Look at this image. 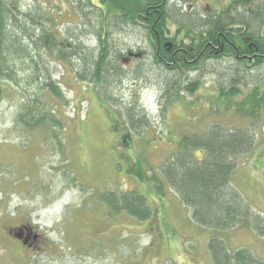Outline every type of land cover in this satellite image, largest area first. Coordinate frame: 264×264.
Masks as SVG:
<instances>
[{
  "label": "rangeland",
  "instance_id": "rangeland-1",
  "mask_svg": "<svg viewBox=\"0 0 264 264\" xmlns=\"http://www.w3.org/2000/svg\"><path fill=\"white\" fill-rule=\"evenodd\" d=\"M244 1L169 0L170 20H204L224 12L239 25L241 20H253L257 6L264 13V0ZM85 2L18 0L22 12L42 14L41 24L64 36L63 46L79 45L76 52L90 57L97 37L94 21L81 12L86 11L81 5ZM257 21L252 22L254 29ZM109 41L113 54L124 51L125 58L128 48L143 54L128 55L126 61L117 58L121 69L118 66L120 70L105 79L107 86L104 81L99 87L76 78L80 55L72 49L65 62L53 58L56 51L47 47L32 52L40 54L63 88L67 103H50L56 106L62 127L50 124L26 132L17 122L24 93L36 90L26 78L30 72H19V85L9 86L0 103V264H212L207 243L216 232L192 220L190 208L158 168L183 131H197L211 119L229 126L251 124L246 117L216 105L213 84L226 88L256 84L264 80V66L243 70L228 58L211 60L202 70L190 72L178 88L177 76L153 63L141 31L131 25L115 28ZM38 75L46 73L38 71ZM195 79L200 87L189 94L182 87ZM176 88L185 100L173 99L165 106L166 90L173 94ZM140 103L149 107L153 118L142 113ZM130 108L139 113L134 119L144 117L135 122L137 129L133 120L130 125ZM256 129L253 126L255 148L233 172L232 185L264 217V120L257 121ZM132 163L149 177L154 172L158 182L128 174ZM131 189L145 197L152 211L149 218L113 214L102 200L108 192ZM20 225L33 235L28 246L21 242ZM220 237L228 250L246 245L264 259V235L237 227L221 232Z\"/></svg>",
  "mask_w": 264,
  "mask_h": 264
},
{
  "label": "trees",
  "instance_id": "trees-1",
  "mask_svg": "<svg viewBox=\"0 0 264 264\" xmlns=\"http://www.w3.org/2000/svg\"><path fill=\"white\" fill-rule=\"evenodd\" d=\"M81 5L86 10L81 11L84 16L94 21V35L97 37V47L90 50V57L76 52L80 49L79 45L72 44V48L63 46L64 36L42 25V14L40 17L22 12L18 0H0V103L6 97L8 87L17 86L19 72H30L26 78L30 79L36 90L24 93L26 99L17 115V122L26 132L44 129L50 124L62 127L56 106L50 103H67L62 86L50 75L51 71L43 58L39 53L32 54L40 47L56 51L53 58L61 62L66 61L68 49H72L74 55H80L79 68L74 71L76 78L83 82H94L99 87L103 81L107 86L105 79L116 73L113 70L118 69L117 58L126 61L128 55L137 57L139 53L143 54L140 50L133 52L132 48L126 50L125 58L121 54L124 51L112 53L109 35L112 29L126 25L144 34L153 63L159 69L177 76L175 83L178 88L190 72L202 70L211 60L228 58L243 70L264 66V17H261L263 9L258 10L260 6L256 7L252 21L241 20L239 25H234L236 20L229 19L224 12L213 13L204 20L190 18L186 22H172L169 0H86ZM254 21L258 22L255 29L252 26ZM38 71L46 75L39 76ZM199 87V80L195 79L182 88L193 94ZM213 87L217 106H222L224 110L231 109L236 115L251 120V124L246 127L229 126L211 119L197 131H183L175 141V149L158 169L181 202L190 208L192 220L216 232L207 243L212 264H264V259L255 256L246 245L228 250L220 237L221 232L237 227L264 235V217L254 212L232 185L233 172L244 156L250 155L255 148L252 128L254 126L256 129L257 121L264 120V80L244 87L232 84L228 88L218 82ZM178 88L174 89L176 92L173 94L166 90L165 106L173 99L179 102L185 100L178 93ZM172 95L177 97L172 98ZM139 105L146 117H154L148 107L141 103ZM136 112L134 108L128 111L132 127V120L135 123L144 118L140 116L134 119ZM126 172L140 180L146 177L153 183L158 182L154 172L149 177L136 168L135 163L130 164ZM102 200L113 214L125 212L138 220H145L152 214L145 197L136 189L108 192L102 195ZM18 230L23 232L21 242L27 237L29 240L25 246L31 244L33 235L30 229L20 225Z\"/></svg>",
  "mask_w": 264,
  "mask_h": 264
},
{
  "label": "water",
  "instance_id": "water-1",
  "mask_svg": "<svg viewBox=\"0 0 264 264\" xmlns=\"http://www.w3.org/2000/svg\"><path fill=\"white\" fill-rule=\"evenodd\" d=\"M16 237H17V238H21V236H20V235H16ZM27 239H28V238H27ZM22 242H23V244H26V243H27V241H26V240H23Z\"/></svg>",
  "mask_w": 264,
  "mask_h": 264
}]
</instances>
